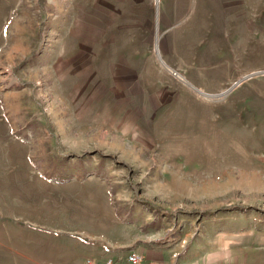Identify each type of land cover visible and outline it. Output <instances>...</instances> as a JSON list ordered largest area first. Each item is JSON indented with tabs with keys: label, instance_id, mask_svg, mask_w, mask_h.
Wrapping results in <instances>:
<instances>
[{
	"label": "rangeland",
	"instance_id": "1",
	"mask_svg": "<svg viewBox=\"0 0 264 264\" xmlns=\"http://www.w3.org/2000/svg\"><path fill=\"white\" fill-rule=\"evenodd\" d=\"M257 71L264 0H0V264L264 247Z\"/></svg>",
	"mask_w": 264,
	"mask_h": 264
},
{
	"label": "crops",
	"instance_id": "2",
	"mask_svg": "<svg viewBox=\"0 0 264 264\" xmlns=\"http://www.w3.org/2000/svg\"><path fill=\"white\" fill-rule=\"evenodd\" d=\"M117 252L119 254L125 253V251H116L115 253ZM231 256L216 250L211 252L191 251V253H184L176 259H174L173 254L171 256L170 253L166 252L161 253L158 257L148 255L157 264H264V247L239 248Z\"/></svg>",
	"mask_w": 264,
	"mask_h": 264
},
{
	"label": "built area",
	"instance_id": "3",
	"mask_svg": "<svg viewBox=\"0 0 264 264\" xmlns=\"http://www.w3.org/2000/svg\"><path fill=\"white\" fill-rule=\"evenodd\" d=\"M82 264H157L147 255L135 249L126 250L124 254L118 252L105 254L96 258L86 257Z\"/></svg>",
	"mask_w": 264,
	"mask_h": 264
},
{
	"label": "water",
	"instance_id": "4",
	"mask_svg": "<svg viewBox=\"0 0 264 264\" xmlns=\"http://www.w3.org/2000/svg\"><path fill=\"white\" fill-rule=\"evenodd\" d=\"M158 10H159V4H157V14H158ZM156 45H157V44H156ZM157 53H158L159 58H160V59L162 60V62L164 63V65H166V63L163 61V59H162V57H161L160 52H159L158 49H157ZM166 67H167V66H166ZM170 70H172V69H170ZM172 72H173L175 75H177V76H179L180 78L183 79V76H182L181 74H178V72H176V71H172ZM260 75H264V71L253 72V73H251V74L245 76L244 79H246V78H252V77L260 76ZM235 85H236V84H234V85L231 86L229 89H227V90H225V91H223V92H221V93H219V94H215V95L206 94V93H204V94H205V95H208V96L220 97V96L226 95L230 90L233 89V87H234ZM202 93H203V92H202Z\"/></svg>",
	"mask_w": 264,
	"mask_h": 264
},
{
	"label": "bare ground",
	"instance_id": "5",
	"mask_svg": "<svg viewBox=\"0 0 264 264\" xmlns=\"http://www.w3.org/2000/svg\"><path fill=\"white\" fill-rule=\"evenodd\" d=\"M204 94V93H203Z\"/></svg>",
	"mask_w": 264,
	"mask_h": 264
}]
</instances>
